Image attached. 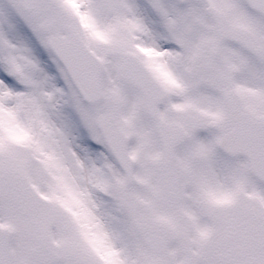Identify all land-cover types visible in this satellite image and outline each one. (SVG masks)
Masks as SVG:
<instances>
[{"label": "snow or ice", "instance_id": "1", "mask_svg": "<svg viewBox=\"0 0 264 264\" xmlns=\"http://www.w3.org/2000/svg\"><path fill=\"white\" fill-rule=\"evenodd\" d=\"M0 264H264V0H0Z\"/></svg>", "mask_w": 264, "mask_h": 264}]
</instances>
